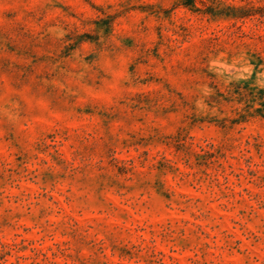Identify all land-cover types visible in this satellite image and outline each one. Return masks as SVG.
<instances>
[{
	"label": "rangeland",
	"instance_id": "1",
	"mask_svg": "<svg viewBox=\"0 0 264 264\" xmlns=\"http://www.w3.org/2000/svg\"><path fill=\"white\" fill-rule=\"evenodd\" d=\"M0 264H264V0H0Z\"/></svg>",
	"mask_w": 264,
	"mask_h": 264
}]
</instances>
